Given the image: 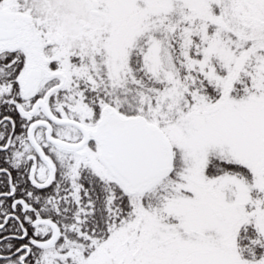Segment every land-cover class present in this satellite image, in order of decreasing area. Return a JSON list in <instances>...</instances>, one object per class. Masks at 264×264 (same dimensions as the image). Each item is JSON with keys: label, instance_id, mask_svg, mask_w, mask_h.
Returning <instances> with one entry per match:
<instances>
[{"label": "snow or ice", "instance_id": "6c2138e0", "mask_svg": "<svg viewBox=\"0 0 264 264\" xmlns=\"http://www.w3.org/2000/svg\"><path fill=\"white\" fill-rule=\"evenodd\" d=\"M0 264H264V0H0Z\"/></svg>", "mask_w": 264, "mask_h": 264}]
</instances>
